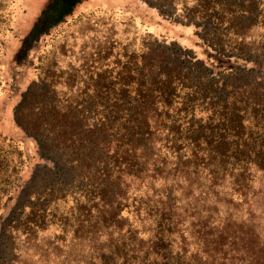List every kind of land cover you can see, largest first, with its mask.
<instances>
[{
	"label": "trees",
	"instance_id": "trees-1",
	"mask_svg": "<svg viewBox=\"0 0 264 264\" xmlns=\"http://www.w3.org/2000/svg\"><path fill=\"white\" fill-rule=\"evenodd\" d=\"M84 1L53 0L21 38L23 48H32ZM188 12L205 59L167 45L158 60L143 55L137 61L134 53L111 60L107 50H97L89 62L70 68L39 55L36 78L11 110L12 126L37 143L36 157L12 137L4 143L0 128V212L15 203L7 227L28 238L50 226L62 238L91 237L123 231L122 212L132 204L133 210L140 207L136 190L144 180L177 173L189 181L198 177L209 182L205 199L226 192L247 198L253 177L264 181V40L260 52L246 40L249 26L261 27L264 36V0H196ZM10 13L9 0H0V55ZM229 58L241 62L224 65ZM58 86L68 87L64 97ZM38 88L43 92L37 94ZM30 167L48 174L37 182L33 175L27 183ZM135 181L139 187L131 189ZM147 200L152 203L145 216L154 228L149 246L119 239L92 264L190 262L189 241L182 249L173 247L174 210L149 197L144 204ZM207 239L205 245L213 248L224 240Z\"/></svg>",
	"mask_w": 264,
	"mask_h": 264
},
{
	"label": "rangeland",
	"instance_id": "rangeland-1",
	"mask_svg": "<svg viewBox=\"0 0 264 264\" xmlns=\"http://www.w3.org/2000/svg\"><path fill=\"white\" fill-rule=\"evenodd\" d=\"M52 1L9 0L10 28L5 30L0 55V128L4 143L11 142L12 137L33 157L38 154L37 143L12 126L11 110L18 93L30 87L36 78L40 54L44 53L49 60L55 57V63L62 68L89 62L97 50H107L111 60L115 57L125 59L134 53L135 59L141 62L145 60L143 55L146 61L158 60L161 47L165 45L172 50L180 47L194 59L207 56L188 12L196 0H85L62 24L25 50L21 38L29 33ZM262 34L261 27L249 26L246 40L254 50L261 47ZM223 62L234 65L241 61L229 58ZM66 90L68 87L58 86L57 92L64 97ZM76 90V87L72 88L70 94L74 95ZM36 92H43V89L38 88ZM35 99L40 101L42 98ZM51 137L48 134L47 138ZM61 162L63 168L69 167L68 161L62 159ZM46 174L47 170L42 167H30L26 182L29 183L33 175L36 182L43 181ZM203 180L197 177L189 181L177 173L162 175L153 182L144 180L140 187L136 185L138 180L130 183L131 189L139 187L136 190L139 198L135 200L140 207L133 210L132 204L130 210L122 212L126 217L119 225L124 232L105 230L91 237L66 235L62 238L56 226L31 235V238L25 237L11 226L7 227L15 208V203H9L0 212V264H92L99 261L102 250L125 238L136 248L148 247L154 228L148 222L151 217L145 216L147 205L152 203L147 200L144 204L147 197L174 210L171 214L173 247L182 249L183 241H189L185 247L186 261L190 260L188 264H196L198 256L206 259L208 264H264L263 179L258 174L253 177L247 198L214 191L219 195H213L212 199L202 197L203 187L209 184ZM169 191L172 193L167 196ZM127 228L129 230L125 231ZM221 230L225 234H220ZM210 236L224 239L221 246L205 245Z\"/></svg>",
	"mask_w": 264,
	"mask_h": 264
}]
</instances>
